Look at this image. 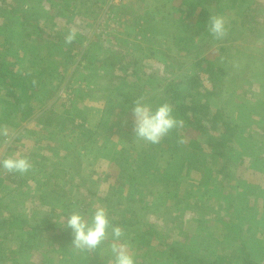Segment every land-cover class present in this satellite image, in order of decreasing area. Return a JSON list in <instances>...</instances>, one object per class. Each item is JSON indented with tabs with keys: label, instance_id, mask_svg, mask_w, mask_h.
<instances>
[{
	"label": "rangeland",
	"instance_id": "374dc122",
	"mask_svg": "<svg viewBox=\"0 0 264 264\" xmlns=\"http://www.w3.org/2000/svg\"><path fill=\"white\" fill-rule=\"evenodd\" d=\"M192 1L0 0V160L18 154L33 165L25 175L0 168V264H112L111 229L95 250L49 246L48 232L31 231L72 235L71 211L89 219L94 205L121 227L115 242L136 264H243L242 242L264 264V0L241 12L234 0L224 11L206 0L227 28L239 15L221 41L186 19ZM71 29L76 49L64 41ZM191 75L201 100L236 125L224 170L194 132L172 131L183 144L135 137L133 101L155 108L167 81ZM13 219L23 233L10 232Z\"/></svg>",
	"mask_w": 264,
	"mask_h": 264
},
{
	"label": "trees",
	"instance_id": "16d2710c",
	"mask_svg": "<svg viewBox=\"0 0 264 264\" xmlns=\"http://www.w3.org/2000/svg\"><path fill=\"white\" fill-rule=\"evenodd\" d=\"M206 0H193L191 4L188 5L185 9V17L187 20H193L194 25L197 32H202L207 29V22L210 18L208 9L206 6H204V2ZM216 1V0H212ZM9 15H12V9L7 12ZM18 16L21 19H26V14L25 13H18ZM60 39V38H59ZM65 41V40H64ZM68 46L75 47V49L78 47L76 45V42L74 40L73 43L67 44ZM85 60V57H81V59L78 61V63H81V61ZM207 72H209V76L212 79V71L210 68L205 69ZM10 72V71H9ZM7 74H9L7 72ZM4 77L3 73L0 72V77ZM16 82V79H15ZM197 77L195 75H191L186 77L182 82L179 81H174V80H169L165 83L164 87V99L163 101L169 102L173 105L175 112L174 114L178 117L181 118L185 121V125L182 128L183 131L187 130L190 132H194L198 138H200V142L202 143L201 146L198 147V150L202 151L205 150L208 152V156L212 157L213 159H217L218 164H219V170H224L226 169V157H227V149L229 145L231 144L235 132H236V125L234 123L229 122L224 114H223V108L218 107L212 109L211 105L208 104L206 101H202L201 97L205 94L201 91H199L197 88L199 84L197 83ZM19 84H22L21 79L19 80ZM184 85L185 88L182 89L181 85ZM214 88V85H213ZM205 92V91H204ZM13 94L12 92H6V95H11ZM207 94L209 95H215L214 91H210ZM14 95V94H13ZM195 95H198L200 99H195ZM12 96V95H11ZM16 101H19V97L17 98L15 95L13 96ZM20 101H24L23 99ZM25 115H21V118H24ZM69 121V119H67ZM41 123H45V121H42ZM81 125H79L80 127ZM172 132L166 136L161 143L166 144V142L169 140L170 143H174L172 140L175 142H178L181 138V135L178 133H174L175 136L171 135ZM200 143V144H201ZM194 144L193 140L188 141L187 147H193L192 145ZM260 160H264V157H261ZM143 166V165H141ZM145 166H147L145 164ZM151 169V166L148 167ZM118 177L123 178L125 181L128 183L133 181L132 175L125 171V169H120L118 172ZM16 219H13L10 227V232H13L14 230L12 227L14 224H16V228L18 229L19 233L22 232V223L23 221H19L18 223H15ZM21 223V225H20ZM120 224L123 226L126 225V221H121ZM35 233V235L41 240L43 237L44 233H49V240L48 244L49 246L54 245L59 239L62 241H73V235H69L66 233H62V235H59L57 232H54L53 226L46 225L44 228H39L35 227L31 229ZM52 231V232H49ZM23 233V232H22ZM30 233V232H27ZM46 235V234H45ZM62 243V247L65 246V244ZM66 241V242H67ZM40 243V242H39ZM67 243V244H68ZM28 244V242H27ZM40 245V244H39ZM21 249L20 251L23 250V245L20 246ZM72 249V248H71ZM246 246L244 242L241 243L240 246V251L242 255V262L243 264H258L255 261H253L250 258V255L248 252L245 250ZM168 252L176 257V262L180 263L182 260H187V259H181L180 260V255L176 253V250L174 248L168 249ZM11 255H20V253H11ZM189 264V263H187Z\"/></svg>",
	"mask_w": 264,
	"mask_h": 264
},
{
	"label": "clouds",
	"instance_id": "9594fccd",
	"mask_svg": "<svg viewBox=\"0 0 264 264\" xmlns=\"http://www.w3.org/2000/svg\"><path fill=\"white\" fill-rule=\"evenodd\" d=\"M227 18L222 15H213L207 22V31L215 41H221L228 36ZM76 29H71L65 37V43L71 44L76 39ZM134 118V133L139 140L149 144H159L174 129H182L185 121L178 118L173 105L164 102L155 108L145 102L144 96H139L133 101L131 107ZM185 141L181 138L178 143ZM0 168L9 173L27 174L33 165L27 157L18 154L0 160ZM64 222V218H63ZM67 228L72 230V246L80 250H95L108 239L109 229L114 242L111 244L113 254L112 264H136L127 243H116L124 232L119 226L112 225L107 210L102 205H94L91 217L86 219L78 211H71L67 217Z\"/></svg>",
	"mask_w": 264,
	"mask_h": 264
},
{
	"label": "crops",
	"instance_id": "0c3cea01",
	"mask_svg": "<svg viewBox=\"0 0 264 264\" xmlns=\"http://www.w3.org/2000/svg\"><path fill=\"white\" fill-rule=\"evenodd\" d=\"M249 2H250V0H234V4L237 6V7H239V11L241 12V11H243V10H241L243 7H245L246 6V4L245 3H247V4H249ZM213 7H215V8H219L220 6H221V8L223 7V11L226 9V7L228 6V0H217V1H215V2H213V5H212ZM248 6V5H247ZM207 8V7H206ZM208 9V8H207ZM209 10V9H208ZM239 11L237 12V14H239ZM209 12V11H208ZM224 14V13H223ZM226 14V13H225ZM209 16H210V13H209ZM211 17V16H210ZM243 22L245 21V18L242 20ZM234 26V28L236 27H239V26H241V21H239V15L237 16V21H236V23H232V25H231V27H233ZM231 27H229L228 28V30L231 28ZM239 42V41H238ZM228 50V48H226V47H220V50L222 51V50ZM223 51V52H224ZM125 57V56H124ZM202 59H204V58H202ZM227 61H229V60H227ZM229 64V62H225L224 63V65L226 66V65H228ZM206 68H210V70H212L211 69V66H209V65H206ZM223 68H225V67H223ZM221 75H222V73H221ZM238 78H239V76H238ZM212 81V80H211ZM253 260V259H252ZM256 262V261H255ZM257 263V262H256Z\"/></svg>",
	"mask_w": 264,
	"mask_h": 264
},
{
	"label": "built area",
	"instance_id": "2783aa9c",
	"mask_svg": "<svg viewBox=\"0 0 264 264\" xmlns=\"http://www.w3.org/2000/svg\"><path fill=\"white\" fill-rule=\"evenodd\" d=\"M205 80H206V82H208V81H207V78H206Z\"/></svg>",
	"mask_w": 264,
	"mask_h": 264
}]
</instances>
